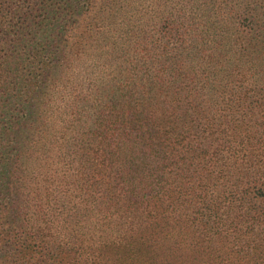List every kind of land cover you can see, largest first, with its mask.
Masks as SVG:
<instances>
[{
	"label": "trees",
	"instance_id": "1",
	"mask_svg": "<svg viewBox=\"0 0 264 264\" xmlns=\"http://www.w3.org/2000/svg\"><path fill=\"white\" fill-rule=\"evenodd\" d=\"M0 264H264V0H0Z\"/></svg>",
	"mask_w": 264,
	"mask_h": 264
}]
</instances>
